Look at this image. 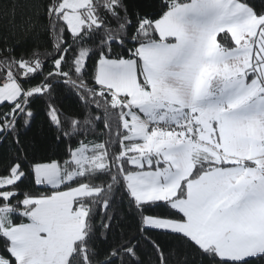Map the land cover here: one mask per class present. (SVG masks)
<instances>
[{
  "label": "snow or ice",
  "instance_id": "6c2138e0",
  "mask_svg": "<svg viewBox=\"0 0 264 264\" xmlns=\"http://www.w3.org/2000/svg\"><path fill=\"white\" fill-rule=\"evenodd\" d=\"M3 151L0 264H264V0H0Z\"/></svg>",
  "mask_w": 264,
  "mask_h": 264
},
{
  "label": "trees",
  "instance_id": "16d2710c",
  "mask_svg": "<svg viewBox=\"0 0 264 264\" xmlns=\"http://www.w3.org/2000/svg\"><path fill=\"white\" fill-rule=\"evenodd\" d=\"M145 2L146 0H132V3L134 4H143ZM57 101L59 104L63 106V108L66 111H79L80 110V105L76 101L75 97L71 96L66 91L61 93L57 97ZM41 123H42V120L37 121V123L33 126L32 131L28 134V137H27L28 139L35 137L37 140H39L42 135H45V136L48 135L47 129L41 128ZM8 155L9 154L7 151L0 152V169H2L4 165H6ZM125 226L127 227L128 225L126 224Z\"/></svg>",
  "mask_w": 264,
  "mask_h": 264
}]
</instances>
